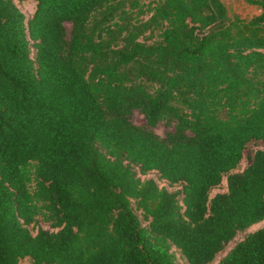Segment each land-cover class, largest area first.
I'll return each mask as SVG.
<instances>
[{"label":"trees","instance_id":"16d2710c","mask_svg":"<svg viewBox=\"0 0 264 264\" xmlns=\"http://www.w3.org/2000/svg\"><path fill=\"white\" fill-rule=\"evenodd\" d=\"M33 1L0 0V264H210L264 220V149L238 170L264 145V0ZM218 264H264V225Z\"/></svg>","mask_w":264,"mask_h":264},{"label":"rangeland","instance_id":"374dc122","mask_svg":"<svg viewBox=\"0 0 264 264\" xmlns=\"http://www.w3.org/2000/svg\"><path fill=\"white\" fill-rule=\"evenodd\" d=\"M153 1H156V0H139L140 3H144V4L151 3ZM15 2L17 3V6L27 15H30L35 8V2L33 0H24L21 2H18L17 0H15ZM222 2L226 6V8H227V10L231 16L238 15L239 17H241L243 19H250V18L256 16L257 14H259V12H260V10L256 6L250 5L246 2H244L243 0H222ZM146 17H147V15L144 16V18H146ZM64 25H65L66 33H67V35H69L70 29H71V24L69 22H66V23H64ZM130 120L132 123H134L137 126H140V127L146 126L144 115L141 112H139L138 110H133L131 112ZM152 130L157 135L163 137L166 134V132L172 130V127L168 126L165 122L161 121ZM257 149H264V145L262 142L251 141L247 144V146L243 152V159L238 166V170H241L243 167H245L246 165L249 164L250 157L252 156L253 152ZM225 190H226V185H225V180H223V182L220 184V186H218L217 188H215L211 191L210 196H213L215 193H218V192H224ZM42 225L45 228L47 227V225H45V224H42ZM263 225H264V220L257 223V224L250 226L244 232L238 233L235 236V238L225 246L224 250L222 252H220L215 257L214 261L210 264H218L219 259L222 258L226 254V252L235 243L241 241L248 233L254 232L255 230L261 228ZM181 263L184 264L183 261H181ZM21 264H31V262L28 258H25L21 261Z\"/></svg>","mask_w":264,"mask_h":264}]
</instances>
